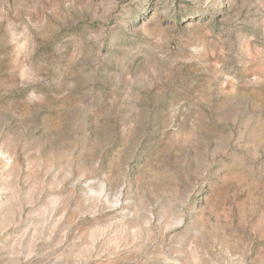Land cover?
<instances>
[{
  "label": "rangeland",
  "instance_id": "1",
  "mask_svg": "<svg viewBox=\"0 0 264 264\" xmlns=\"http://www.w3.org/2000/svg\"><path fill=\"white\" fill-rule=\"evenodd\" d=\"M0 264H264V0H0Z\"/></svg>",
  "mask_w": 264,
  "mask_h": 264
}]
</instances>
